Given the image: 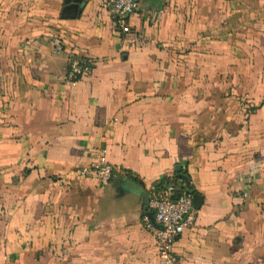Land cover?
Instances as JSON below:
<instances>
[{"label": "crops", "instance_id": "0c3cea01", "mask_svg": "<svg viewBox=\"0 0 264 264\" xmlns=\"http://www.w3.org/2000/svg\"><path fill=\"white\" fill-rule=\"evenodd\" d=\"M126 21L0 0V264H264V0H139ZM99 145L111 179L77 170ZM177 176L201 196L166 263L144 218Z\"/></svg>", "mask_w": 264, "mask_h": 264}, {"label": "built area", "instance_id": "2783aa9c", "mask_svg": "<svg viewBox=\"0 0 264 264\" xmlns=\"http://www.w3.org/2000/svg\"><path fill=\"white\" fill-rule=\"evenodd\" d=\"M108 9L116 25L125 33L130 28L127 16L139 7V0H100ZM61 49V45H55ZM90 62L86 58L69 59L66 67L65 80L75 82L78 76L89 70ZM115 166L106 158V146H97L93 159L87 164L77 167L78 172H89L103 179H111ZM193 188L187 178L177 176L163 181L162 186L151 199L154 220L162 227H157L149 217L144 223L155 237V246L164 262L172 259V243L174 238L186 225L194 221L196 210L192 205ZM257 264H263L261 259Z\"/></svg>", "mask_w": 264, "mask_h": 264}, {"label": "water", "instance_id": "95a60500", "mask_svg": "<svg viewBox=\"0 0 264 264\" xmlns=\"http://www.w3.org/2000/svg\"><path fill=\"white\" fill-rule=\"evenodd\" d=\"M200 196H201L200 194H198V193H194V194H193V198H192V203L195 204L196 201H199ZM149 218L151 219V221H152L157 227H162L159 223H156V222H155V220H154V215H153V214L149 215Z\"/></svg>", "mask_w": 264, "mask_h": 264}]
</instances>
